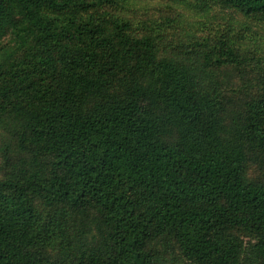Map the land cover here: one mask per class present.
I'll list each match as a JSON object with an SVG mask.
<instances>
[{"label": "trees", "instance_id": "1", "mask_svg": "<svg viewBox=\"0 0 264 264\" xmlns=\"http://www.w3.org/2000/svg\"><path fill=\"white\" fill-rule=\"evenodd\" d=\"M254 23L264 0H0V264H264Z\"/></svg>", "mask_w": 264, "mask_h": 264}, {"label": "rangeland", "instance_id": "2", "mask_svg": "<svg viewBox=\"0 0 264 264\" xmlns=\"http://www.w3.org/2000/svg\"><path fill=\"white\" fill-rule=\"evenodd\" d=\"M215 10L217 11V13L219 12V15H217V19H219L223 15H225V16L228 15V13H224L221 10H218V9H215ZM238 19H240V18H238ZM219 20H221V18ZM253 28L255 29V31H257V32H259L261 34H264V24H256V23H254ZM262 40H264V37L262 38Z\"/></svg>", "mask_w": 264, "mask_h": 264}]
</instances>
